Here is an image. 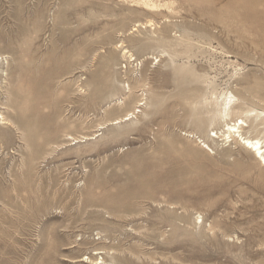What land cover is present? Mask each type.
I'll return each instance as SVG.
<instances>
[{"label": "rangeland", "instance_id": "1", "mask_svg": "<svg viewBox=\"0 0 264 264\" xmlns=\"http://www.w3.org/2000/svg\"><path fill=\"white\" fill-rule=\"evenodd\" d=\"M146 1L0 0V264H264V0Z\"/></svg>", "mask_w": 264, "mask_h": 264}, {"label": "bare ground", "instance_id": "2", "mask_svg": "<svg viewBox=\"0 0 264 264\" xmlns=\"http://www.w3.org/2000/svg\"><path fill=\"white\" fill-rule=\"evenodd\" d=\"M143 5L146 6V7H151V8H154L155 6L153 4H150L148 3V1L146 0H141ZM139 3V2H138ZM162 8V7H161ZM149 26V25H148ZM152 26V25H151ZM187 48V47H186ZM128 53L126 50L123 51L121 54L124 56V54ZM129 54V53H128ZM175 55V54H174ZM179 56V55H178ZM128 57V56H126ZM225 99V98H224ZM127 100V98H126ZM218 101V100H217ZM122 105H124V103H122ZM131 113V112H130ZM127 116L129 117H132L133 114H127ZM130 118H125V120H129ZM243 126H245L244 122L241 121V120H237L235 123L231 124V125H228L226 124L225 125V131H226V136L228 138H231V137H234L237 135V137H241V139L243 140L244 143L242 144H245L248 146V148L252 149L253 151H255V154L256 156L259 154L261 156V158L263 159L264 156H262V146H261V143L259 140H250V139H245V138H242L241 136V129L243 128ZM240 139V138H239ZM230 140V139H229ZM77 142V141H76ZM241 143V142H240ZM254 154V153H253ZM263 161V160H262ZM264 162V161H263Z\"/></svg>", "mask_w": 264, "mask_h": 264}]
</instances>
